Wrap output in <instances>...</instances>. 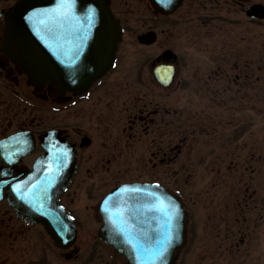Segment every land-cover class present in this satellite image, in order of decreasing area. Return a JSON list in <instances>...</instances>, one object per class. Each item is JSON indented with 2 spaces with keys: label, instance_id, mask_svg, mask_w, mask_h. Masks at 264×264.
Here are the masks:
<instances>
[{
  "label": "flooded vegetation",
  "instance_id": "1",
  "mask_svg": "<svg viewBox=\"0 0 264 264\" xmlns=\"http://www.w3.org/2000/svg\"><path fill=\"white\" fill-rule=\"evenodd\" d=\"M15 1L0 0V264H91L96 259L104 261L101 264H130L124 254L100 236L105 224L101 203L104 196L122 182L142 181V178L119 175L104 193L84 206L76 204L74 194L80 184L88 181L83 167L85 154L92 146L107 149L98 154L100 165L110 167L116 154L125 148L131 149L130 141L135 137L152 135L156 139L159 136L162 141V135H168L164 146L162 142L157 144L158 149L153 151L157 157L150 161L156 166L175 160L173 140L179 130L175 101L186 54L169 46L174 33L167 26L153 23L137 32L136 38L133 33L128 35L124 7L142 2L149 11L146 21L156 22L177 17L190 21L201 10L216 6L239 14L238 19L244 17L251 35L250 66L242 64V55L248 49L242 47V40L246 43L248 40L243 34L240 36V32L231 51L235 65L229 70L219 65L217 70H210L207 79L208 82L213 79L211 91L223 101L227 91L240 99L252 97L254 93L251 89L258 81L259 65L257 28L264 17L248 15L246 7L254 2L264 5V0H182L179 7L170 12L151 0H106L122 26L114 63L96 77L91 73L79 74L72 80L71 88L51 82L38 87L31 84L3 49L4 11ZM143 31L151 32L142 40V36L138 37ZM72 33L65 29L61 35L62 46L70 48L73 54L80 47H72L74 41L68 39ZM161 66L173 67L169 83L157 76L156 70ZM212 74L219 78L211 79ZM249 83L251 87L245 89ZM105 139L114 144L105 147ZM52 143L58 144V158H51ZM67 147L75 152V161L68 183L55 198V206L49 196L46 200L36 198L42 206L30 205L33 201L28 199L29 193L38 192L36 184L30 185L36 166L41 164L47 172H51L52 166L59 167V171L66 173L63 156ZM253 157L249 155L250 160ZM257 181L256 178L255 183ZM107 186L109 184L105 187L98 184L93 190L98 193ZM245 188L253 189L252 204L247 211L246 201L238 198L235 207L233 264H264V197L259 195L264 193V185L261 192L258 185ZM195 212L194 208L185 206L184 245L175 251L171 264L179 260L182 249L195 242ZM246 242L250 245L249 257L242 248ZM217 264H226V261Z\"/></svg>",
  "mask_w": 264,
  "mask_h": 264
},
{
  "label": "rangeland",
  "instance_id": "2",
  "mask_svg": "<svg viewBox=\"0 0 264 264\" xmlns=\"http://www.w3.org/2000/svg\"><path fill=\"white\" fill-rule=\"evenodd\" d=\"M124 9L128 35L133 33L136 38L137 32L153 23L160 24V27L167 26L174 33L169 46L186 54L178 77L175 101L179 130L177 138L173 140L172 153L176 157L167 165L155 166L150 161L157 157L153 152L158 149L157 144L162 142L164 146L168 135H162V141L159 136L156 139L152 135L135 137L130 141L131 149L125 148L116 154L110 167L100 165L98 154L107 149L92 146L85 154L83 167L88 181L78 186L74 194L75 202L80 206L89 204L104 193L111 186L110 182L119 175L158 180L180 195L185 206L196 211L195 242L182 249L175 264H217L224 261L233 264L234 216L238 198L249 202V205L244 204L249 211L253 189L246 190L245 187L258 185L261 192V185H264V22L259 23L257 28L258 81L253 83L252 97L240 99L227 91L226 98L220 101V96L212 93L210 88L214 84L213 76L219 77L212 74V82L207 79L211 69L217 70L222 65L229 70L235 65L231 51L240 32L239 35L243 34L248 40L247 43L242 40V47L248 48L242 55V64L249 67L251 63V35L244 17L238 19L239 14L216 6L211 10H201L190 21L177 17L156 22L153 19L146 21L150 17L149 11L142 2H133ZM225 84L228 87L229 81ZM250 87L251 83L244 88ZM112 144L113 141L105 139V147ZM250 154L254 155L252 160ZM247 158L250 162L245 161ZM256 178L258 181L255 183ZM98 184L109 186L96 193L93 187ZM259 195L264 197V193ZM242 248L244 255L249 257V243L246 242ZM102 262L96 259L91 264Z\"/></svg>",
  "mask_w": 264,
  "mask_h": 264
},
{
  "label": "water",
  "instance_id": "3",
  "mask_svg": "<svg viewBox=\"0 0 264 264\" xmlns=\"http://www.w3.org/2000/svg\"><path fill=\"white\" fill-rule=\"evenodd\" d=\"M152 1L168 12L182 0ZM246 11L264 17L262 3H251ZM4 18L2 47L37 87L51 82L71 88L79 74L101 75L113 64L122 36L119 19L106 0H17ZM65 29L73 31L67 36L74 41L72 47H80L73 54L62 46ZM150 32H142L139 38L145 39ZM156 71L159 79L169 83L173 67L161 66ZM50 148L52 157L58 158V144ZM63 157L66 173L54 171L56 167L50 173L41 165L37 168L32 182L41 187L37 194L29 193L30 205L42 206L36 198L51 196L55 206L57 193L69 180L75 152L67 147ZM58 174L59 180L48 178ZM47 185L49 191L44 188ZM103 207L106 224L100 235L125 254L130 264H171L175 250L184 243L185 214L179 198L158 182L123 183L106 196Z\"/></svg>",
  "mask_w": 264,
  "mask_h": 264
}]
</instances>
